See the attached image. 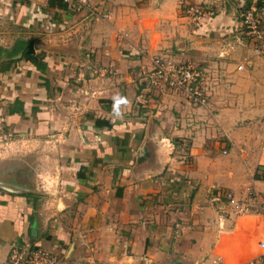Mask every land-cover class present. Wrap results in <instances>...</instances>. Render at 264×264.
<instances>
[{"label":"crops","instance_id":"obj_1","mask_svg":"<svg viewBox=\"0 0 264 264\" xmlns=\"http://www.w3.org/2000/svg\"><path fill=\"white\" fill-rule=\"evenodd\" d=\"M68 1L0 0V125L45 135L56 158L41 191L0 187V264L21 242L60 264H238L253 255L260 219L234 218L213 200L250 189L264 202L253 179L264 168V37L255 51L241 31L246 0ZM254 2L264 25V0ZM190 5L212 14L195 23ZM18 41L40 57L38 69ZM153 54L190 65L205 104L148 88L139 72ZM144 91L139 107L133 96Z\"/></svg>","mask_w":264,"mask_h":264},{"label":"built area","instance_id":"obj_2","mask_svg":"<svg viewBox=\"0 0 264 264\" xmlns=\"http://www.w3.org/2000/svg\"><path fill=\"white\" fill-rule=\"evenodd\" d=\"M63 3L68 0H61ZM79 0L77 3L83 2ZM184 12L190 16L193 22L198 23L204 16H211L212 12L202 6H187ZM96 18L106 19L107 14H95ZM237 18L240 26L245 29L244 34L251 37L254 42V50L259 51L257 46L262 40L264 31L259 19L256 17V9L250 5L242 9ZM236 71L241 70V66L235 67ZM104 73L103 70H101ZM139 76L145 80L146 86L153 89H167L175 92L186 103L192 106H203L205 96L201 91L198 74L188 64H178L168 58L153 54L148 59V68L141 69ZM148 95L146 91L133 96V103L139 107H144L147 103ZM224 154V151L221 152ZM222 199L228 207L230 215L234 218L245 216H257L261 222V231L254 243V253L250 257L238 264H264V202L253 190L247 189L245 196L236 198L229 191H219L214 197V201ZM219 258L215 257L210 261L216 264ZM59 256L49 249H45L36 244L21 242L12 244L2 264H60ZM198 264H202L199 262Z\"/></svg>","mask_w":264,"mask_h":264},{"label":"rangeland","instance_id":"obj_3","mask_svg":"<svg viewBox=\"0 0 264 264\" xmlns=\"http://www.w3.org/2000/svg\"><path fill=\"white\" fill-rule=\"evenodd\" d=\"M256 17L264 31L260 11L256 12ZM240 28L244 33L245 29L241 26ZM101 70L104 73L106 71L105 68ZM148 100L149 97L147 102ZM247 121L248 119L244 122ZM55 159L54 150L45 149V135L42 137L29 136L28 134L18 136V134L5 129L4 125H0V187L19 194L36 188L41 191V185L38 182L42 178L39 176L45 177V170L55 167ZM40 204L41 202H38L37 206Z\"/></svg>","mask_w":264,"mask_h":264},{"label":"trees","instance_id":"obj_4","mask_svg":"<svg viewBox=\"0 0 264 264\" xmlns=\"http://www.w3.org/2000/svg\"><path fill=\"white\" fill-rule=\"evenodd\" d=\"M45 5L47 8H53V7H56L59 9L64 8V3L61 0H46ZM253 6L255 9H258L261 7V5L258 2H254ZM243 7L244 9L249 7V0L245 1ZM18 43L21 46V48L24 49L23 58L27 60L31 65H33L35 69H38L40 57L37 55L31 54L30 48L29 46H27L26 42L18 41ZM109 103H112V102H109ZM92 122H93L94 127H102V126L107 127L108 126L105 120L93 119ZM253 179L260 180L264 186V168L263 167L256 168V171L253 174ZM24 196L32 198L30 194H25Z\"/></svg>","mask_w":264,"mask_h":264}]
</instances>
